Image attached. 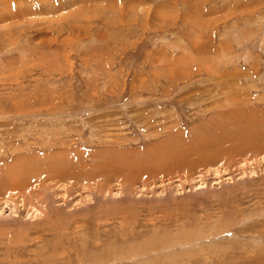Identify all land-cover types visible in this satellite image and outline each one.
<instances>
[{
  "label": "rangeland",
  "instance_id": "obj_1",
  "mask_svg": "<svg viewBox=\"0 0 264 264\" xmlns=\"http://www.w3.org/2000/svg\"><path fill=\"white\" fill-rule=\"evenodd\" d=\"M0 264H264V0H0Z\"/></svg>",
  "mask_w": 264,
  "mask_h": 264
}]
</instances>
